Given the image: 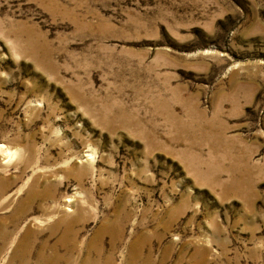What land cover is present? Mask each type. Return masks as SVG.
Returning <instances> with one entry per match:
<instances>
[{
    "label": "rangeland",
    "instance_id": "rangeland-1",
    "mask_svg": "<svg viewBox=\"0 0 264 264\" xmlns=\"http://www.w3.org/2000/svg\"><path fill=\"white\" fill-rule=\"evenodd\" d=\"M0 219V264H264V0H0Z\"/></svg>",
    "mask_w": 264,
    "mask_h": 264
},
{
    "label": "bare ground",
    "instance_id": "bare-ground-1",
    "mask_svg": "<svg viewBox=\"0 0 264 264\" xmlns=\"http://www.w3.org/2000/svg\"><path fill=\"white\" fill-rule=\"evenodd\" d=\"M33 194V193H32ZM29 196V195H28ZM35 196V195H34ZM35 198V197H34ZM20 218V210H19V207H17V212L15 213V214H11V215H9L8 216V218H6V219H4V221H6V220H8V219H12V221H18V219ZM67 221V220H66ZM0 222H1V219H0ZM8 223V222H7ZM6 223V224H7ZM3 236H7V235H9V233L8 232H6L5 231V229H1L0 230V240H1V237H2V235ZM31 235V234H30ZM28 238V237H27ZM5 241V240H4ZM5 243V242H4ZM26 244V243H25ZM24 248V247H23ZM24 255H26V254H24ZM13 258V257H12ZM23 260V259H22Z\"/></svg>",
    "mask_w": 264,
    "mask_h": 264
}]
</instances>
